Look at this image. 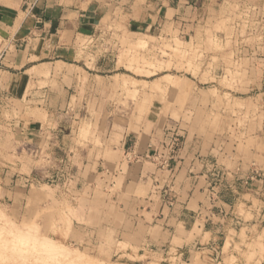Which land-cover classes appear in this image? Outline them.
<instances>
[{"label":"crops","instance_id":"obj_1","mask_svg":"<svg viewBox=\"0 0 264 264\" xmlns=\"http://www.w3.org/2000/svg\"><path fill=\"white\" fill-rule=\"evenodd\" d=\"M226 3L227 0H0V37L2 45L7 46L0 58V71L2 76L7 74L9 80L18 82L9 81L10 86H0V90L20 92L23 81L27 87L28 72L53 69L57 63L75 73L73 83L63 85L55 106L49 85L31 90L26 100L29 111L15 122L30 148L26 160L32 177L27 181L38 182L39 178L41 185L54 187L55 197L62 201L77 199L87 191L95 199L99 181L104 182L107 188L100 200L106 206L118 207L124 219L136 220L140 227L138 244L122 241L130 245L114 255L129 264H188L198 255L214 264H226L232 258L234 264H264L260 249L252 262L243 253L254 243L264 246V130H258L254 137L260 147L235 152L232 158L194 141L197 137L183 141V133L168 124L161 132L152 129L142 134L129 132L123 119L114 118L111 122L118 126L109 138L110 147L99 154L82 149L76 132L70 131L71 126L66 129V124L77 122L80 115L76 111L86 109L96 91L94 85L85 86L86 94L81 97L79 77L105 86L117 77L128 78L112 65L109 53L98 57L93 51L106 35L108 26L102 23L109 16L112 20L124 19L127 30L144 37L161 38L174 27L187 41L202 22L207 24L215 6L222 8ZM259 3L263 17L255 28L260 33L254 46L241 45L238 50L240 55L248 52L249 60L254 62L259 78L250 86L249 92L256 94L249 98L258 101L261 97L258 106L264 110V0ZM79 38L86 42L85 51ZM221 71L224 67L218 65L210 74ZM30 77L35 83L46 81L36 71ZM137 192L147 196H138ZM95 210L101 211L97 207ZM114 228L129 235L125 226Z\"/></svg>","mask_w":264,"mask_h":264},{"label":"rangeland","instance_id":"obj_2","mask_svg":"<svg viewBox=\"0 0 264 264\" xmlns=\"http://www.w3.org/2000/svg\"><path fill=\"white\" fill-rule=\"evenodd\" d=\"M211 12L207 24L202 22L188 42L174 27L161 38H151L127 30L124 19L112 20L109 16L103 21L108 29L93 51L98 57L109 53L112 65L128 78L117 77L105 86L79 77L81 97L86 94L85 86L96 88L88 107L76 111L80 115L77 122L66 124V129L71 126L70 131L78 135L82 149L99 154L110 147L109 138L118 126L112 124L114 118L123 119L129 132L142 134L152 129L161 132L165 124L176 126L185 136L183 141L197 137L194 141L232 158L235 152L260 147L254 137L258 130H264V110L258 106L262 98H249L256 94L249 88L259 76L248 52L240 55L238 49L241 45L254 46L260 33L255 24L263 17L261 5L259 0H227L222 8L215 6ZM79 41L85 51L86 42ZM6 47L0 37V58ZM78 64L83 66L82 62ZM218 65L224 71L211 75ZM63 66L57 63L53 69L31 70L27 87L23 81L20 92L0 90V264H129L114 255L130 245L122 241L138 244L140 227L138 221L124 219L118 207L106 206L100 200L107 188L104 182L99 181L95 199L87 191L77 199L62 201L55 197V188L41 185L39 178L38 182L27 181L32 177L26 160L30 148L15 122L29 111L27 96L37 87L49 85L52 104L56 105L63 85H71L75 75ZM35 71L46 81L33 82L30 75ZM165 74L172 76L163 78ZM9 79L0 71L2 88L10 86L9 81L18 84ZM72 101L76 103V98ZM137 194L147 196L145 192ZM115 226H125L129 235L113 230ZM18 235L30 237L32 244L16 245ZM229 248L228 243L226 251ZM258 249L264 256V246L259 242L243 252L248 262L254 260ZM234 263V258L226 260V264ZM188 264L214 263L198 255Z\"/></svg>","mask_w":264,"mask_h":264},{"label":"clouds","instance_id":"obj_3","mask_svg":"<svg viewBox=\"0 0 264 264\" xmlns=\"http://www.w3.org/2000/svg\"><path fill=\"white\" fill-rule=\"evenodd\" d=\"M14 243L20 247H24V246H30L32 244V240L30 237L25 236V235H18L15 238Z\"/></svg>","mask_w":264,"mask_h":264}]
</instances>
